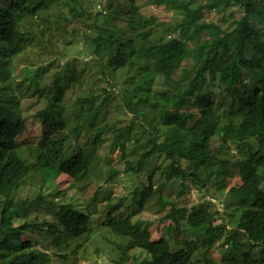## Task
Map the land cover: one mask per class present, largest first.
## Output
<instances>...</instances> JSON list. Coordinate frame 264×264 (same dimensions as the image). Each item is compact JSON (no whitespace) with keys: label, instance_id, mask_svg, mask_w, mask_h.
I'll return each instance as SVG.
<instances>
[{"label":"trees","instance_id":"1","mask_svg":"<svg viewBox=\"0 0 264 264\" xmlns=\"http://www.w3.org/2000/svg\"><path fill=\"white\" fill-rule=\"evenodd\" d=\"M66 1L0 0V264H45L48 256L65 263L67 252L74 254L96 229L117 237L116 264H215L207 254L225 233L222 264H264V30L255 22L264 13L251 4L257 0H153L178 16L171 28L153 13L145 15L135 0L100 11L113 26L95 22L82 39L105 85L97 81L66 97L80 75L62 82L55 76L51 95L47 87L38 89L37 102L45 98L47 105H34V115L26 116L10 82V64L29 38L18 24L46 14L62 33L67 20L59 10ZM235 9H243V15L231 21L232 28H223L225 14L233 16ZM206 11H216L217 20L203 21ZM183 60L188 63L181 65ZM244 87L247 100L240 94ZM27 118L37 123L38 134ZM107 131L113 132L110 149L119 147L124 172L143 171L154 159L162 162L132 191L131 202L108 201L101 215L66 199L64 189L49 188L60 200L55 216L45 220L47 183L62 172L73 181L88 176ZM230 145L235 155L227 151ZM106 167L110 183L120 171L108 161ZM32 171L41 183L25 188ZM156 174L165 181L157 188ZM233 174L229 189L238 211L230 230L225 221L214 222L218 212L206 207V199L189 208L162 193L173 179H180V197L186 179L214 189L228 184ZM151 196L157 206H170L160 220L171 221L157 238L143 227L144 219L135 217Z\"/></svg>","mask_w":264,"mask_h":264},{"label":"rangeland","instance_id":"2","mask_svg":"<svg viewBox=\"0 0 264 264\" xmlns=\"http://www.w3.org/2000/svg\"><path fill=\"white\" fill-rule=\"evenodd\" d=\"M68 1V0H67ZM65 4H61V9L59 10L62 19L65 17L67 22L64 21V27L62 33L59 29L55 28V23L52 21L56 19H48L46 14H42L40 17H25L19 24L18 28L26 35L29 36L24 50L12 61L11 66V80L14 92L20 99V105L22 109V114L32 117L35 113L34 105L38 104L40 107L47 105V100L41 98L37 102L38 89L47 87L48 95H51L54 91V86L52 81L55 76H59V79H65V76L73 79V75L78 76L77 80H72L75 85H69L66 89V97H73L81 91H86L87 88L90 89L89 84L99 82V84L105 85L103 79L99 80L100 70L97 68L94 57L85 55L86 47L83 41V33L88 30L93 31L92 25L95 22L99 25L112 27V21L108 17H103L98 13L102 11H109L111 6L115 5H125L130 0H114L110 4L106 3L107 0H77L68 1ZM141 5V10L145 15L152 14L157 17L160 23L168 25L170 28L175 25L178 20V16H173V11L164 8L163 6H157L153 3V0H135ZM70 8L75 9L76 13H71ZM251 4L264 13V0L251 1ZM105 6V7H104ZM105 10V11H104ZM55 10H52V13ZM243 9H238L234 11V15L231 13L225 14V18L222 22V27L226 29L232 28L231 21L233 19H239L243 15ZM123 12L119 16L122 17ZM219 14L216 11H206L200 16L203 21L207 20H217ZM118 25L123 23L120 18L118 20ZM258 29L264 30V19H258L255 21ZM143 31V30H142ZM206 33V32H205ZM64 34V35H63ZM67 43L76 45L75 48L66 46ZM144 42H140L139 46H143ZM104 51V49H101ZM99 55V53H98ZM188 62L183 60L180 62L181 65H186ZM48 65V66H47ZM45 69V71H44ZM44 71V72H43ZM75 73V74H74ZM98 79V80H97ZM248 79H246L247 81ZM97 85V84H96ZM96 85L94 87H96ZM241 98L247 100L250 98L248 87H244L240 90ZM215 97H222L219 94H215ZM25 111H28L25 113ZM28 125L31 129L38 134L39 126L35 121H29L27 118ZM136 126V124H133ZM113 132L107 131L104 134V141L97 149L96 157L94 161L92 160V168L88 176H84L83 179L79 181H73L65 173H59L50 182L47 183L45 187L46 198L49 203L44 207L43 214L45 215V220H50V217L55 216V211L57 209V203L60 200V196L53 195L49 193L50 190L56 192L57 189L61 188L65 190L64 197L66 199L72 198L75 203L82 207H89L90 209H95L98 215H101L102 211L105 210L108 201L131 202L133 199L132 191H134L140 184V182H146L147 173L154 170L158 163H161V159H154L146 162L143 171L138 173L124 172V162L123 159H119L120 151L119 147H115L111 152L110 144L112 141ZM132 140V137H131ZM142 139L140 138V142ZM250 141H253L251 138ZM131 141L127 142V144ZM212 146H215L214 142ZM229 154L236 153L235 148L230 145ZM112 159L109 160V156ZM128 157V156H127ZM107 161L111 162L119 169V175L116 176L110 183L106 182V170ZM166 164V162H165ZM187 163L183 162L182 167H186ZM205 178L208 177L209 173L206 170L201 171ZM207 182V180H205ZM235 181L234 174L229 178L228 184H222V187L207 188L201 186L200 188L192 183L189 179L184 180L187 188L184 189V195L177 197L176 193L180 190L181 186L179 184L180 179H173L170 182H166V186L162 189V193L169 197V199L175 202L178 206H188L189 208L196 203L202 202L206 199V207L211 211H217L218 214L215 215V223H220L225 221L227 228L230 230L233 228L235 216L238 211V201L230 193V185ZM164 178L156 174L154 176L153 183L158 184L163 183ZM24 187H39L41 183L40 175L37 171H32L25 180ZM71 183L73 184L71 186ZM49 185V186H48ZM101 186L100 190L97 187ZM30 194L32 190L29 189ZM97 191L99 194H97ZM205 191H208L205 195ZM25 191L22 186L23 194ZM95 192V194H94ZM53 199L54 204L50 203V199ZM155 196H151L148 202L144 205L142 210H138V215L135 217H140L144 219L143 227L149 230L154 238H157L161 234L162 225L169 223L171 220L161 221L160 218L166 214L169 209V205L159 207L155 203ZM42 214V213H41ZM134 217V219H135ZM96 226V225H95ZM228 233H225L226 235ZM224 235L222 236L220 242L216 243L211 251L207 254L215 264H222L219 257L222 248L226 246L223 245ZM21 236L17 237L19 243ZM22 238H25L22 236ZM117 240V237L111 232L105 229H96V231L90 235L86 236L82 244L76 249L74 254H70L67 260L63 261L62 264H116L115 259L117 257V250L113 244V241ZM35 248L41 249L39 243L36 242ZM45 253H50V247L44 246ZM59 252L58 250L56 251ZM59 260L56 257L48 256L47 262L45 264H58Z\"/></svg>","mask_w":264,"mask_h":264}]
</instances>
